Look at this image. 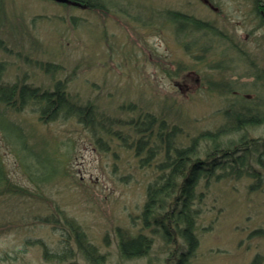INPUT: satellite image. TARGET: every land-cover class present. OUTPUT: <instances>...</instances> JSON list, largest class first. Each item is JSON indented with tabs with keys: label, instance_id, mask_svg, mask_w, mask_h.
<instances>
[{
	"label": "rangeland",
	"instance_id": "374dc122",
	"mask_svg": "<svg viewBox=\"0 0 264 264\" xmlns=\"http://www.w3.org/2000/svg\"><path fill=\"white\" fill-rule=\"evenodd\" d=\"M103 5L0 0V83L51 89L61 79L71 99L91 105L95 117L113 119L107 126L111 132L129 134V141L133 135L127 122L149 113L168 127L179 126L174 139L178 145L224 122L221 111L232 91L226 93L209 81L229 82L232 90L239 87L249 97L264 96V88L259 91L264 84V24L251 0H104ZM166 10L205 20L224 37L207 33L200 40H206L209 49L188 52L183 41L202 32H189L187 38L176 33ZM222 38L240 52L229 48L223 54ZM229 56L230 61L223 60ZM218 59L227 69H210ZM46 62L57 69L43 71L39 64ZM249 65L256 78L244 75ZM252 81L256 87L250 86ZM34 108L27 104L6 116L21 127L31 146L33 153L25 161L54 175L47 182H32L0 130L5 169L11 181L26 189L9 200L0 197V264H89L73 240V256L61 262L45 258L40 244L25 242L40 239L51 252L64 248L66 229L50 220L57 216L55 208L76 220L103 254L100 264H173L168 254L175 244L165 243L160 232L151 229L154 225L143 227L140 218L146 184L159 172L155 162L162 153L141 162L144 152L135 155L116 134L93 135L73 117L41 119ZM248 135L258 138L256 147L262 150L264 121ZM9 137L16 141L15 134ZM207 144L200 141V151ZM250 165L260 171L256 185L246 174L211 176L208 185L200 183L202 198L195 204L198 243L191 264H264V169L253 157ZM119 231L147 234L152 239L149 252L122 259Z\"/></svg>",
	"mask_w": 264,
	"mask_h": 264
},
{
	"label": "trees",
	"instance_id": "16d2710c",
	"mask_svg": "<svg viewBox=\"0 0 264 264\" xmlns=\"http://www.w3.org/2000/svg\"><path fill=\"white\" fill-rule=\"evenodd\" d=\"M76 1L86 3L88 7L104 6V0ZM255 1L253 11L256 15L261 16L260 20L264 24L261 12V9H264V0ZM259 5L260 9H258ZM165 16H167L166 20L174 25L175 32L186 38L189 32H202L199 37L194 38L195 34L190 40L183 41L182 45L188 52H191L192 48L209 49L207 41L205 40L201 44L202 40H200L207 33L212 35L219 33L223 36L215 27L210 26L209 22L190 14L177 10H166ZM211 37L208 38L212 40ZM194 57L201 59V56L194 55ZM39 66L47 70L53 68L49 63H40ZM209 67L210 69H227L223 60L219 59L217 62H212ZM245 74L255 75L254 78L257 76L254 72ZM209 83L216 86L221 85L220 87H223L226 93L232 91L221 111L224 122L216 129L199 131L186 144H174L175 135L181 131L179 126L168 127L164 120L158 122L157 118L149 113H144L141 117L127 122L131 127L130 134L133 135L129 141L127 140L129 134L122 136L117 132H111L110 128L105 130L107 134H116L121 138L123 145L129 149L132 148L135 155L143 151L144 157L141 158V162L162 153L161 160L156 163L159 169L157 176L146 184V198L141 208L140 218L143 227L154 225L157 229L160 228L161 237L165 240L170 239L174 232L183 237L185 249L175 257L173 264H191L190 258L197 247L198 239L194 234V228L198 209L195 202L202 198V191L197 189L198 185L202 182L204 185H208L211 182V176L219 178L226 175L238 177L246 174L259 181V171L250 165L252 157L255 163L264 167V148L258 150L257 139L248 135L250 128L264 121V96L260 94L258 98L249 97L238 89L239 87H234L236 89L232 90L233 85L229 82L220 84L217 81H209ZM251 83L255 84V81ZM27 104L36 107L34 110L39 112L41 119L73 117L84 127L91 129L93 135L95 132L94 122H99L102 126H105V120H107L106 125L113 122V119L108 117H95L91 105H81L72 101L62 86H55L53 89H40L25 82L19 84L17 82L0 83V130L13 146L21 165L27 171L28 178L36 184L44 182L46 177H52L54 172L45 174L37 168H32L33 166L25 161V158L33 153L31 146L28 145L21 127L6 116L8 111H21ZM11 133L15 134L16 141L9 137ZM235 134L237 137H232ZM96 140L99 141L101 138L97 137ZM200 141L209 143L202 150L203 152L200 151ZM261 144L264 147V139ZM25 190L10 180V174L7 173L0 154V197L7 195L8 197L4 199L9 200L12 195L15 196ZM57 216H53L50 220L59 221L69 231V233L66 231L62 234L61 241L65 245L63 249L51 252L47 250L44 242L40 239H26L25 242L40 244L42 255L45 258L61 262L73 256L74 252L69 246L70 238H72L77 250L89 264L102 263L103 254L99 253L95 245L86 243L84 231L81 230L79 224L65 214ZM45 219L47 221V218ZM151 229L156 230L154 227ZM151 244V237L144 232L138 231L135 234L126 231L118 232L117 249L122 259L146 255ZM6 256L8 254L4 253L3 257Z\"/></svg>",
	"mask_w": 264,
	"mask_h": 264
},
{
	"label": "bare ground",
	"instance_id": "6f19581e",
	"mask_svg": "<svg viewBox=\"0 0 264 264\" xmlns=\"http://www.w3.org/2000/svg\"><path fill=\"white\" fill-rule=\"evenodd\" d=\"M60 1H65V0H60ZM69 1V0H68ZM70 1H72V2H80V1H76V0H70ZM255 0H251V4H252V6L254 7V4H255ZM80 3H83V2H80ZM83 4H85L86 6H88L86 3H83ZM258 9H260V5H259V8ZM261 12H262V15H263V13H264V9L262 8L261 9ZM259 20H260V17L261 16H258V15H255ZM222 37V36H221ZM223 37H224V35H223ZM223 40L225 39V38H222ZM227 40V39H226ZM226 40H224V42H226V45H222V47H223V49H222V51H223V54H225V53H227V51H228V49L230 48L231 50H237L238 52H240V50H239V48H235L234 47V45L235 44H233V42H228V41H226ZM229 43V44H228ZM228 44V45H227ZM236 51V52H237ZM237 52V53H238ZM241 52H242V50H241ZM230 57V58H229ZM229 57H225V58H223V60L224 61H230V59H232V57L231 56H229ZM47 63V62H46ZM49 63V62H48ZM53 68L52 69H44V68H42L43 69V71H45V72H48V71H53L54 72V70H56L57 68H56V65L55 64H53V63H49ZM251 64H252V62H251ZM250 66H252V65H249V69H247V67H244V72L243 73H248V72H254L255 73V71H254V68H253V66L252 67H250ZM256 67V66H255ZM232 68V67H231ZM256 75H257V73H255ZM254 77H255V75H254ZM256 84H254V83H251L250 82V86H252V87H256L255 86ZM55 86H62V88H63V90H64V92H66V90H65V83L63 82V80H61V79H56L55 81H54V84H53V88L55 87ZM260 86H262L261 87V89L259 90L258 88V90L259 91H261L262 90V88H264V84H261ZM53 88H51V89H53ZM67 94V93H66ZM68 95V94H67ZM247 95V94H246ZM247 96H249V95H247ZM256 96H260L259 94L258 95H256ZM69 97V96H68ZM70 98V97H69ZM71 99V98H70ZM72 101H74L73 99H71ZM74 102H76V101H74ZM77 104H79L78 102H76ZM81 105H85V104H81ZM106 119V118H105ZM104 119V120H105ZM106 123H107V120H105L104 121V125L105 126H102V125H100L99 124V122H94V124H95V132H94V134L95 133H97V132H103V133H105V134H107L106 132H105V130H106V128H109V127H107L108 126V124L106 125ZM98 130V131H97ZM109 134V133H108ZM254 138V137H253ZM261 141L263 140V139H260ZM257 141L258 142H260L259 140H258V138H257ZM257 142V143H258ZM258 150H261V149H259L258 148ZM55 157V156H54ZM55 160H57V159H59V158H57L56 159V157L54 158ZM157 162H155V164H156ZM144 164H146V163H142L141 165H144ZM257 164V163H256ZM260 168H262V169H264V167H262V166H260L259 164H257ZM259 173H260V171H259ZM51 174V173H50ZM158 174V173H157ZM157 174L155 175V177L157 176ZM154 177V178H155ZM261 177V176H260ZM47 179H45L44 180V182H47V181H49L50 179H51V177H46ZM153 178V179H154ZM148 183V182H147ZM258 183V181H256V179H253V181H252V185H256ZM199 188H200V184L198 185V187H197V189L199 190ZM145 198H146V196H145ZM201 200V199H200ZM200 200H198V201H200ZM144 201H145V199H144ZM144 201H143V203H144ZM198 201H196L195 202V204L198 202ZM143 205V204H142ZM196 206V205H195ZM197 207V206H196ZM142 208V207H141ZM55 210H56V212L55 213H57V214H53V215H63L64 214V212H63V210H61L60 208H55ZM61 212V213H59V212ZM52 215V214H51ZM66 215V214H65ZM67 216V215H66ZM197 216V215H196ZM68 217V216H67ZM196 220H197V217H195V228H196ZM76 221V220H75ZM80 226V225H79ZM64 229H66L65 227H63ZM81 228V227H80ZM153 228V227H152ZM154 228H156V230L157 231H159L160 232V234H161V230H160V228L159 229H157V227H155L154 226ZM195 228H194V234L196 235V232H195ZM81 230H83L82 228H81ZM66 231H67V229H66ZM68 233H69V231H67ZM172 233V231L170 232V234ZM171 235H173L170 239H168V240H165L163 237H161L162 238V240L165 242V243H170V244H175L174 245V247L169 251V254H168V258H170L171 259V261L173 260V262H174V259H175V257H177V255L180 253V251H184V249H182V247L185 245V240L183 239V237H181V236H179L178 234H176L175 232L174 233H172ZM84 236H85V239H86V243H89V244H93L88 238H87V235H86V233L84 232ZM178 236V237H177ZM197 236V235H196ZM177 238H181L182 239V242H180V243H178V241H177ZM70 240H73L72 238H70ZM70 242V241H69ZM74 242V241H73ZM93 245H95V244H93ZM96 246V245H95ZM151 248V247H150ZM150 250V249H149ZM149 252V251H148ZM81 253V252H80ZM100 253V252H99ZM101 254V253H100ZM190 262H191V260H190Z\"/></svg>",
	"mask_w": 264,
	"mask_h": 264
}]
</instances>
